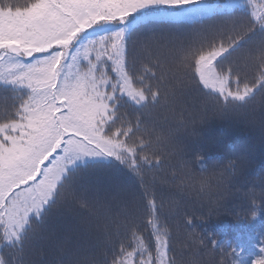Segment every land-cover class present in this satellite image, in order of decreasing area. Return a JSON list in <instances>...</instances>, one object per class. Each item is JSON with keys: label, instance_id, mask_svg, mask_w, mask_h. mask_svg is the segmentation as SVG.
Wrapping results in <instances>:
<instances>
[{"label": "snow or ice", "instance_id": "6c2138e0", "mask_svg": "<svg viewBox=\"0 0 264 264\" xmlns=\"http://www.w3.org/2000/svg\"><path fill=\"white\" fill-rule=\"evenodd\" d=\"M257 112L264 0H0V264H264V177L198 230L241 157L187 139Z\"/></svg>", "mask_w": 264, "mask_h": 264}, {"label": "trees", "instance_id": "16d2710c", "mask_svg": "<svg viewBox=\"0 0 264 264\" xmlns=\"http://www.w3.org/2000/svg\"><path fill=\"white\" fill-rule=\"evenodd\" d=\"M188 142L201 151L209 170L219 166L227 159L241 157V177L225 194L222 206L216 214L207 217V208L201 207L195 198L185 201L189 212L203 214L207 219L198 221L199 229H206L222 238L231 239L235 230L242 228L246 221L237 225L235 213L239 209L244 193L253 184H258L264 177V126L259 113L253 116L221 120L209 117L196 125V135L187 138ZM127 179V178H125ZM131 183V180L127 181ZM224 226L226 235L221 232Z\"/></svg>", "mask_w": 264, "mask_h": 264}]
</instances>
